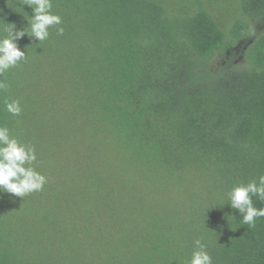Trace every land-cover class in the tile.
<instances>
[{
    "label": "trees",
    "instance_id": "obj_1",
    "mask_svg": "<svg viewBox=\"0 0 264 264\" xmlns=\"http://www.w3.org/2000/svg\"><path fill=\"white\" fill-rule=\"evenodd\" d=\"M51 12L61 25L16 41L26 59L0 74V127L46 177L0 193V264H189L197 239L212 264H264V217L249 226L227 205L264 176V0ZM33 15L0 0V37Z\"/></svg>",
    "mask_w": 264,
    "mask_h": 264
},
{
    "label": "clouds",
    "instance_id": "obj_2",
    "mask_svg": "<svg viewBox=\"0 0 264 264\" xmlns=\"http://www.w3.org/2000/svg\"><path fill=\"white\" fill-rule=\"evenodd\" d=\"M26 5L34 13L32 18H28V28L22 31L13 29L7 36L0 37V74L26 59L25 52L19 49L16 41L28 35L41 43L48 39L49 28L62 23L61 17L51 12L52 0H26ZM57 32L62 35L63 27H57ZM4 87L0 83V89ZM5 108L12 115H19L21 112L18 101L6 102ZM36 159L34 148L21 144L10 136L8 128L0 127V193L23 198L41 191L46 177L32 167ZM253 197L264 202V176L246 185L235 186L228 193L230 203L227 205L240 214L242 222L249 226H254L257 218L264 217V208H256ZM194 243L197 250L192 253L189 264H212L201 241L197 239Z\"/></svg>",
    "mask_w": 264,
    "mask_h": 264
},
{
    "label": "rangeland",
    "instance_id": "obj_3",
    "mask_svg": "<svg viewBox=\"0 0 264 264\" xmlns=\"http://www.w3.org/2000/svg\"><path fill=\"white\" fill-rule=\"evenodd\" d=\"M264 29V28H263Z\"/></svg>",
    "mask_w": 264,
    "mask_h": 264
}]
</instances>
